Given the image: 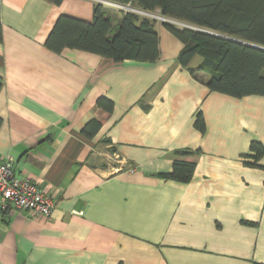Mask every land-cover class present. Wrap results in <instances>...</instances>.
<instances>
[{"label":"crops","instance_id":"crops-1","mask_svg":"<svg viewBox=\"0 0 264 264\" xmlns=\"http://www.w3.org/2000/svg\"><path fill=\"white\" fill-rule=\"evenodd\" d=\"M95 5L0 0V161L55 202L9 215L0 195V264H264V97L210 91L161 22L154 63L46 47ZM102 5L112 36L124 13ZM176 160L196 164L190 182L163 178Z\"/></svg>","mask_w":264,"mask_h":264},{"label":"trees","instance_id":"trees-1","mask_svg":"<svg viewBox=\"0 0 264 264\" xmlns=\"http://www.w3.org/2000/svg\"><path fill=\"white\" fill-rule=\"evenodd\" d=\"M57 5L63 0H49ZM147 12L177 20L188 27L163 23L184 44L179 62L212 92L234 98L264 97V0H115ZM154 20L134 13L124 17L114 35L112 18L102 4H96L91 23L60 16L46 47L61 54L65 49L84 51L115 62L126 60L154 63L160 57L159 33ZM201 58L196 69L190 68L194 58ZM204 73L199 78L197 73ZM2 82L0 81V91ZM110 109L106 99L100 101ZM93 124V123H92ZM197 128L203 133L205 121L198 114ZM96 128L99 127V125ZM93 129L85 132L91 135ZM251 152L259 161L264 146L253 141ZM196 164L176 160L173 171L163 178L188 183ZM260 264V263H258Z\"/></svg>","mask_w":264,"mask_h":264},{"label":"built area","instance_id":"built-area-1","mask_svg":"<svg viewBox=\"0 0 264 264\" xmlns=\"http://www.w3.org/2000/svg\"><path fill=\"white\" fill-rule=\"evenodd\" d=\"M96 4H105L124 13H134L141 17L156 22L172 25H187L177 20L164 17L159 12H147L132 5H124L116 2H105L103 0H92ZM159 14V15H158ZM14 160L11 156L0 161V195L2 197L1 210L5 214L28 213L33 216H44L50 218L54 207V200L34 182L28 179H20L14 173ZM130 171H134L131 169Z\"/></svg>","mask_w":264,"mask_h":264},{"label":"rangeland","instance_id":"rangeland-1","mask_svg":"<svg viewBox=\"0 0 264 264\" xmlns=\"http://www.w3.org/2000/svg\"><path fill=\"white\" fill-rule=\"evenodd\" d=\"M159 15V14H158ZM179 22V21H178ZM181 23V22H180ZM177 27H179V28H183L184 26H181V25H177Z\"/></svg>","mask_w":264,"mask_h":264},{"label":"clouds","instance_id":"clouds-1","mask_svg":"<svg viewBox=\"0 0 264 264\" xmlns=\"http://www.w3.org/2000/svg\"><path fill=\"white\" fill-rule=\"evenodd\" d=\"M124 13V12H123Z\"/></svg>","mask_w":264,"mask_h":264},{"label":"water","instance_id":"water-1","mask_svg":"<svg viewBox=\"0 0 264 264\" xmlns=\"http://www.w3.org/2000/svg\"><path fill=\"white\" fill-rule=\"evenodd\" d=\"M188 27V26H187Z\"/></svg>","mask_w":264,"mask_h":264}]
</instances>
